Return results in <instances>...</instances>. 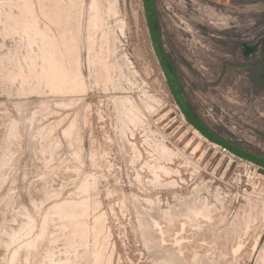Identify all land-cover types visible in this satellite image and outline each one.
Segmentation results:
<instances>
[{
    "label": "rangeland",
    "instance_id": "374dc122",
    "mask_svg": "<svg viewBox=\"0 0 264 264\" xmlns=\"http://www.w3.org/2000/svg\"><path fill=\"white\" fill-rule=\"evenodd\" d=\"M151 2L192 115L264 160V0ZM50 263L264 264V168L185 119L144 0H0V264Z\"/></svg>",
    "mask_w": 264,
    "mask_h": 264
},
{
    "label": "water",
    "instance_id": "95a60500",
    "mask_svg": "<svg viewBox=\"0 0 264 264\" xmlns=\"http://www.w3.org/2000/svg\"><path fill=\"white\" fill-rule=\"evenodd\" d=\"M145 5V12H146V18L148 23V28L150 32V37L152 41V45L154 47L158 62L162 68L163 74L165 76V79L169 85V88L171 90V93L174 97V100L178 104L181 112L183 113L185 119L188 121V123L194 127L202 136H204L207 140L210 142L217 144L221 146L222 148L227 149L232 155L239 157L240 159H243L248 162H252L254 164H257L264 168V160L259 159L258 157L251 155L249 153H246L244 151H241L231 144H228L218 137H216L214 134H212L207 128H205L191 113L189 105L185 101L182 90L179 86V83L174 75V73L171 71L169 66L167 65L162 50L158 41V35H157V27H156V16L154 13V6L151 2V0H144Z\"/></svg>",
    "mask_w": 264,
    "mask_h": 264
},
{
    "label": "bare ground",
    "instance_id": "6f19581e",
    "mask_svg": "<svg viewBox=\"0 0 264 264\" xmlns=\"http://www.w3.org/2000/svg\"><path fill=\"white\" fill-rule=\"evenodd\" d=\"M24 17H25V16H24ZM29 19H30V18H29ZM21 21H23V20H21ZM26 21H27V20H26ZM21 23H22V22H21ZM26 23H27V22H26ZM20 25H21V24H20ZM25 25H26V24H25ZM28 26H29V25H28ZM33 27H34V26H33ZM24 29H25V27H24ZM32 30H33V29H32ZM34 30H36V29H34ZM38 32H39V31H38ZM35 33H36V31H35ZM40 38H41V37H40ZM52 39H53V38H52ZM46 40H47V38H46ZM49 43H50V42H49ZM49 43H48V44H49ZM46 44H47V42H46ZM52 44H53V43H52ZM51 46H52V45H51ZM55 46H56V45H55ZM51 48H52V47H51ZM48 49H49V52H50V48H48ZM52 49H53V48H52ZM55 49H56V48H55ZM45 51H46V50H45ZM52 51H53V50H52ZM55 51H56V50H55ZM43 53H44V51H43ZM41 55H43V54H41ZM48 55H49V54H48ZM54 55H55V54H54ZM49 56L51 57V55H49ZM47 57H48V56H47ZM53 57H54V56H53ZM53 57H52V58H53ZM42 58H43V57H42ZM52 58H50V59H52ZM65 58H66V57H65ZM43 59H44V58H43ZM48 59H49V58H47V60H48ZM54 59H55V58H54ZM57 59H58V58H57ZM57 59H56V60H57ZM44 60H46V59H44ZM60 60H61V59H60ZM63 60H64V58H63ZM48 61H49V60H48ZM52 61H53L54 63H53ZM57 61H58V60H57ZM57 61L51 60V62H52L53 64H55ZM44 63H45V61L43 62V65H44ZM52 63H51V64H52ZM59 63H60V62H59ZM65 63H67V62H65ZM72 63H73V62H72ZM74 63H75V62H74ZM49 64H50V61H49ZM49 64H47V65L50 66L51 64H50V65H49ZM53 64H52V65H53ZM56 65H57V64H56ZM65 65H66V64H65ZM54 67L56 68V66H54ZM63 67H64V65H63ZM51 68H52V66H51ZM57 68H58V67H57ZM57 68H56V69H57ZM59 68H61V67H59ZM64 68H65V67H64ZM64 68H63V69H64ZM46 69H47V68H46ZM46 69H45V70H46ZM48 69H49V67H48ZM73 69H74V68H73ZM43 70H44V69H43ZM58 70H59V69H58ZM60 70H61V69H60ZM63 71H64V70H62V71H58L56 74H58L62 79H65L64 76L66 77L65 74H67L68 72H67V73L64 72V75H63V74H62ZM66 71H67V70H66ZM47 72H48V71H47ZM78 72H79V71H78ZM39 74H40V73H39ZM41 74H42V73H41ZM41 74H40V75H41ZM44 74H45V73H44ZM40 75H39V76H40ZM42 75H43V74H42ZM45 76H46V74H45ZM47 76H48V75H47ZM53 76H54V75H53ZM53 76H52V77H53ZM68 76H69V75H68ZM68 76H67V79H68ZM74 76L76 77V75H74ZM43 77H44V76H43ZM38 78H39V77H38ZM40 78H41V76H40ZM58 78H59V77H58ZM61 78H59V79L62 80ZM46 79H47V78H46ZM69 79H72V78L69 77ZM69 79H68V80H69ZM38 80H39V79H38ZM72 80H73V79H72ZM72 80H71V81H72ZM75 80H76V79H75ZM75 80H73V81H75ZM76 81H77V80H76ZM76 81H75V82H76ZM50 82H51V81H50ZM57 82H58V81H57ZM59 82H60V81H59ZM59 82H58V84H59ZM75 82H74V83H75ZM53 83H54V82H53ZM74 83H73V84H74ZM48 84H49V83H48ZM75 84H76V83H75ZM50 86H51V85H50ZM51 87H52V86H51ZM56 87H57V86H56ZM58 87H59V86H58ZM62 89H63V88H62ZM100 224H101V223H100ZM96 226H97V225H96ZM96 226H95V227H96ZM101 226H102V225H101ZM97 228H99V226H98ZM100 229H101V228H100ZM98 230H99V229H98ZM98 230H97V231H98ZM80 231H81V230H80ZM80 231H79V232H80ZM82 231H83V230H82ZM83 232H84V231H83ZM85 236H86V235H85ZM82 238H83V237H82ZM13 239H14V238H13ZM66 252H67V251H66ZM96 256H97V255H96ZM96 260H97V259H96ZM98 262H99V261H98ZM50 264H51V263H50Z\"/></svg>",
    "mask_w": 264,
    "mask_h": 264
}]
</instances>
